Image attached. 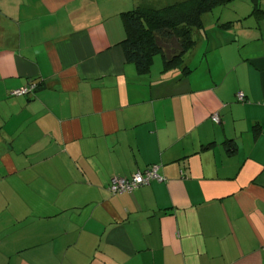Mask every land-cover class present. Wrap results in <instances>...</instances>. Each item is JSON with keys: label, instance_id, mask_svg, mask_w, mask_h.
<instances>
[{"label": "crops", "instance_id": "crops-1", "mask_svg": "<svg viewBox=\"0 0 264 264\" xmlns=\"http://www.w3.org/2000/svg\"><path fill=\"white\" fill-rule=\"evenodd\" d=\"M157 2L0 1V264H264V16L139 75L121 16Z\"/></svg>", "mask_w": 264, "mask_h": 264}, {"label": "trees", "instance_id": "trees-1", "mask_svg": "<svg viewBox=\"0 0 264 264\" xmlns=\"http://www.w3.org/2000/svg\"><path fill=\"white\" fill-rule=\"evenodd\" d=\"M156 1L158 2L151 6H137L122 14L126 36L121 45L125 59L127 63L134 65L139 75H149L156 64L157 57L161 55L162 74L172 77L180 76V78L187 77L192 72L189 63L186 62L187 57L195 51L200 35H203L206 30V22H209V17L216 9L231 6L236 0ZM171 1H173L172 4L169 3ZM253 1V12L250 16L261 19L264 16L261 1ZM243 21H230L220 24L219 27L228 31L238 30L244 27ZM31 86H35V90L39 87L37 84H31L28 87ZM239 94H243L242 99ZM239 94L237 95L238 102L248 103L246 95L242 92ZM215 115L219 116V114H214L212 121L215 124H220L221 120L219 123L214 121ZM258 134L259 130L256 127L255 136ZM226 145L228 152L237 151V146L234 147V143L231 141ZM152 166L154 164L145 170L136 171L130 177H113L109 185L110 193L112 195L129 194L141 188L138 187L131 192H116L112 189V181L115 178L130 180L136 173H145Z\"/></svg>", "mask_w": 264, "mask_h": 264}, {"label": "built area", "instance_id": "built-area-1", "mask_svg": "<svg viewBox=\"0 0 264 264\" xmlns=\"http://www.w3.org/2000/svg\"><path fill=\"white\" fill-rule=\"evenodd\" d=\"M35 86L26 87L23 89L15 90L11 93L12 96L21 97L31 95L35 91ZM242 99L243 94H239ZM214 121L219 123L220 119L218 115L213 117ZM159 166H152L145 173H136L132 179L127 178H115L113 182V191L116 192H131L138 187L149 185L153 180L161 181L162 178L159 175Z\"/></svg>", "mask_w": 264, "mask_h": 264}, {"label": "rangeland", "instance_id": "rangeland-1", "mask_svg": "<svg viewBox=\"0 0 264 264\" xmlns=\"http://www.w3.org/2000/svg\"><path fill=\"white\" fill-rule=\"evenodd\" d=\"M253 0H236L231 6L218 8L211 14L209 23H218L221 20L222 23H226L231 21L232 19H236L237 16L233 13L234 9H237L238 14L242 15H249V13L253 12ZM170 4L173 1L169 2ZM251 22L252 19L248 18ZM162 65V56H158L156 59V66L161 68Z\"/></svg>", "mask_w": 264, "mask_h": 264}]
</instances>
